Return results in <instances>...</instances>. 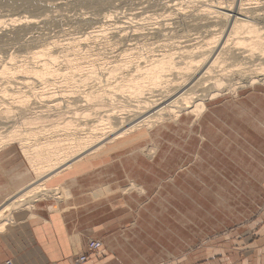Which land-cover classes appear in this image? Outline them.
<instances>
[{"label":"bare ground","instance_id":"bare-ground-1","mask_svg":"<svg viewBox=\"0 0 264 264\" xmlns=\"http://www.w3.org/2000/svg\"><path fill=\"white\" fill-rule=\"evenodd\" d=\"M81 1L95 3L108 11L102 16L92 13L78 18L76 23L86 30H81L80 36L62 46L52 40L53 36L43 37L33 33L39 31L40 24L55 22L62 26L63 23L49 13L14 16L11 19L13 28L0 32V51L4 48L15 51L8 53L10 62L0 60V79H6L5 83L0 82V150L19 144L27 164L21 173L19 188L8 195L0 206L1 230L12 218L13 211L23 207L31 209L38 200L49 195L63 199L60 186L50 189L46 183L81 159L95 156L130 135H150L156 127V130H162L168 124L176 123L182 114L199 117L206 111L207 99L223 90L236 92L238 87L252 82L264 84V59H261L264 58V50H257L259 46L264 47V26L258 25L261 20L264 21V11H260L264 10L262 1L256 0L252 7H239L235 15L213 9L215 5L208 6L207 12L218 15L216 17L222 19L225 28L214 26L205 29L209 37L201 40L198 38L202 35L192 37L198 32L190 34L189 30L180 28L188 32L184 36L189 43L180 46L179 51L171 46L166 40L168 38L162 39L170 36L164 28L153 32L156 34L150 38L135 39L133 42L124 32V24L111 23L119 10L112 0ZM161 1L138 0V4L144 5L143 8L149 3L166 9L177 7L171 2L163 4L164 1ZM44 3L43 0H0V9L3 7L15 14L20 10L38 11L44 5L47 8L62 5V1ZM128 18L132 20L134 17ZM111 25L118 28L113 33L117 35H108ZM29 33L32 35L27 38ZM154 35L160 40L147 42ZM40 38L46 43L38 44ZM99 38L104 39L101 44L99 41L97 46L89 44ZM156 43L162 49L155 48V45L150 48ZM106 44L110 45V48L107 47L110 51L101 52V45ZM230 44L234 45L233 48ZM30 47L37 48L28 53L33 62L26 61L27 57L19 64L13 62L19 56L16 52ZM235 49L240 50L236 52ZM245 51L252 54H244ZM254 51L259 53L258 56L254 55ZM243 59L250 62L261 60L252 67L242 66L247 62ZM18 74L40 81V85L30 86L33 79L30 81L25 77H18L25 86L13 85L9 77L12 76V79ZM29 89L34 90L30 92ZM31 95L37 96V101L33 102L35 98ZM75 106L81 107V110ZM64 108L71 115L65 114ZM51 111L57 112L52 115ZM137 189L139 192L143 190L142 186Z\"/></svg>","mask_w":264,"mask_h":264},{"label":"crops","instance_id":"crops-1","mask_svg":"<svg viewBox=\"0 0 264 264\" xmlns=\"http://www.w3.org/2000/svg\"><path fill=\"white\" fill-rule=\"evenodd\" d=\"M182 116L165 130L130 135L48 180L64 198L49 195L12 212L0 228V264H264L263 223L242 229L256 236L239 241L243 255L232 240H209L231 223L229 211L224 207L221 217L213 204L228 201L230 193L219 198L213 187L233 182L228 168L234 166L226 159L234 144L246 148L240 155H253L245 157L248 170L236 163L235 198L264 196V92L213 103L195 124L189 114ZM154 145V152L147 150ZM11 146L0 150V206L19 188L27 165ZM132 182L145 190L130 189ZM247 182L251 194L242 191ZM201 237L208 241L195 249L196 258L182 257ZM98 239L102 253L81 262L89 241Z\"/></svg>","mask_w":264,"mask_h":264},{"label":"rangeland","instance_id":"rangeland-1","mask_svg":"<svg viewBox=\"0 0 264 264\" xmlns=\"http://www.w3.org/2000/svg\"><path fill=\"white\" fill-rule=\"evenodd\" d=\"M61 1H62V5L59 8H47L48 6L44 5L43 8L38 10V11L37 10H20L19 12L18 11L14 12L15 14H12L11 11H9V10H7V9L2 7L0 9V11H2V16L0 17V21H1L0 22V32L3 33V31H5V30L13 28L14 24L12 23L11 19H13L14 16L17 18L18 16L32 15L33 13L37 14V15L49 13L52 16L56 17V19L60 20L63 23L62 26H58V25L54 24L55 22H49V23H47V25L40 24V26L41 25L42 26L41 27L39 26V28H40L39 31H35L33 33L35 35H38V36L42 35L43 37H47V35L49 37L53 36L54 38H52V40L55 39L57 41V43L60 46H62L68 40H70L72 38H77V36L81 35L80 33L83 30L84 31L86 30V29H81L79 24L76 23L77 22L76 20L78 18L83 17V16H89L92 13H98V14H101V16H102V14H104L105 11H108V9L104 10V9H102L100 6H98L95 3L85 4L81 0H45V3H44V0H43V3L47 5V4H50V3L61 2ZM259 1H262L261 2L262 3L261 7H263L264 6V0H259ZM161 2H163V4L166 3V2H168V3L171 2L172 4H174L177 7H173L172 9H166V8H161L160 5H157L156 3H149V4L145 5L146 6L145 8H143L144 5L138 4V0H112V3L114 5L119 6V10H118V13L115 16L112 17L111 23L114 24V23L118 22L117 24H119V23L124 24L126 29L128 28L127 30L125 29L124 32L128 34V37L133 42H135L137 39H142L143 40L144 38H150V36H152V34H156V33H153V32H155L157 30H161L162 28H164V30H165L164 32L170 33V36H164V37H162V39L168 38L166 40L168 42H170L171 46H173L175 48V50L179 51L181 49L180 46L189 43V42L185 41V39H187V37L184 36L188 32L187 31H183V29L189 30L190 34L198 32V33L194 34L192 37L194 38L195 35H202L201 37L198 38V39L201 40V39L206 38V37L208 39V37H209L208 34L209 33L206 32V30H209L212 27L214 28V26H216L215 28H218V29H220V27H221V29L225 28V25H222V19L216 17L218 15L215 16V13H211L210 14L209 12H207L206 9L208 8V6L210 7V5H215L216 8H213V6H211V8L219 9V11H221V12L226 11L230 15H235V13H237L239 11V7H241V6L248 7L249 5L252 7V6H255V4H256V0H203V1L202 0H162ZM212 3H214V4H212ZM220 7H222V8H220ZM101 9H102V11H101ZM111 10H114V8H111ZM131 11H135V12L132 13ZM136 11H138V12H136ZM177 11H180V12H177ZM260 11L263 12L264 10H260ZM167 12L168 13L171 12V13L168 14ZM208 13H209V15H208ZM129 16H130V18H133V17L134 18L132 20L131 19L128 20ZM181 16L183 18L185 17L184 18L185 20H183V18ZM195 17H199V18H195ZM203 18H205V19H203ZM201 20L204 21V22H202ZM179 21H180V23H179ZM262 21L263 20H261L258 23V25L264 26V21H263V23H262ZM209 24H210V26L206 27ZM166 25H168V26H166ZM158 26H160V27H158ZM145 27H146V29H145ZM109 28H110L108 30V32H109L108 35L109 36L110 35H117V34H113V33L117 32L118 28H115L113 25H111ZM180 28H183V29H180ZM262 30H264V28H262ZM121 32L124 33L123 31H121ZM131 32H132V34H131ZM148 33L150 35H148ZM31 35L32 34L29 33V36L27 34L26 37L29 38ZM47 40L50 41V39H47ZM96 40L97 39H95V40L93 39L89 44L90 45H92V44L94 45L95 44L97 46L98 41H99V44H101V42H103L104 39L103 38L102 39L99 38L97 40V42H96ZM153 40L157 41V40H160V39H159V37H157V35H156V38H155V35H154L153 38L150 39V40H147V42H151ZM92 42H94V43H92ZM37 43L38 44H43V43H46V40H44V39L42 40V38H40V40ZM157 43L159 44V42H157ZM157 43L156 44H152L150 46V48L152 46L154 47V45H155V48L158 49V47H159V49H160L161 48L160 46H156V45H158ZM192 43H194V42H192ZM99 46L100 45H98V47ZM233 46L231 45L230 47L233 48ZM107 47L110 48V45L109 46L107 44L103 45V46L101 45L100 49L102 51L100 49L99 50L101 52H104V50H107L106 52H108L110 50ZM166 48L168 49V48H170V46L169 47L166 46ZM5 49L6 48L1 49V51H0V60L1 61H5V62H8V61L10 62V60H9L10 58H8V56H10L9 54L11 52H15V51H14V49H12L11 51H8V49H6V50ZM33 49H37V48L36 47H30V48H27L26 50H24V49H20V51L18 50L19 52H16V54L17 55L19 54V56L13 62H15L16 64H19L23 60L25 61L26 59H27L26 61L30 60V61L33 62V60H31L28 57L30 55V54H28L29 51L30 50L33 51ZM244 49H246V48H243V50ZM239 50L235 49L236 52H238ZM257 50H259V51L262 50L263 51L264 47L259 46L257 48ZM250 52L251 51H248V52L245 51L244 54H252ZM254 52H256V53H254V55L258 56L259 53H257V51H254ZM257 56H255V57H257ZM61 58H63V57H61ZM259 58H261L260 55H259ZM261 59H264V58L262 57ZM261 59L255 60L254 62H250L249 60H244L243 59L242 60L243 62L244 61H247V62L243 63L242 66L245 65V66H252L253 67ZM60 60H63V59H60ZM15 76L16 77H13L12 79H11L12 76L9 77L10 81L13 80V81H11V82H13V85H17V86L18 85H22V86L26 85L24 83L22 84L21 82H19V79L21 77H25L24 75L22 76V74H21V77H20L19 74L15 75ZM18 77H19V79H18ZM4 79L2 77L0 79V82L5 83L4 81H6V79L5 80ZM26 79H29V80L31 79L30 81H32L33 78H26ZM32 82L33 83L30 86L34 87L35 85H40V81H37L35 79H33ZM249 84L242 85V86L238 87V90L236 92H233L231 90H226L225 92H223L224 91L223 90L222 92H220V93H218L216 95H213L212 98L207 99V101L205 102L206 111L204 112V114L209 111V107H211V104H213V103L226 101V99L238 100V99H240V97L246 96V95L250 94L251 92H253L255 90L256 91H260V92H264V84H262V82H252V83H249ZM26 89H28V88H26ZM29 90H30V92H33L34 89H29ZM31 96H34V95H31ZM120 96H121V94H120ZM120 96L118 98L119 99L122 98V100H123V97H122L123 95L121 96V98H120ZM36 97L37 96H34L35 99H36ZM64 97H66V96H64ZM31 99H32V97H31ZM35 99L33 100V102L37 101V99L36 100ZM2 100L5 101L6 99H2ZM57 100H64V99L63 98H58ZM79 104H80V102H79ZM131 104H133V101H132ZM75 107H77L76 109L81 110L80 109L81 107H78V106H75ZM73 110H75V108ZM66 111L67 110L64 108L63 112L65 114H67ZM51 112H52V115H53L57 111H51ZM67 115H71V113H68ZM184 115H186V114H184ZM189 116H191V115H189ZM185 118H187V117H185ZM188 118L193 120V122H194L193 124H195L196 121L199 119V117L195 118V117H192V116L188 117ZM172 123L168 124V126L164 127L162 130H165L166 128L170 127L172 125ZM156 128H154L153 130H156ZM255 143L256 142L254 141V142H252L250 144L252 145V144H255ZM12 145L16 146L19 149V151L21 152L19 144H12ZM155 148H156V146L155 147L152 146L150 148H147V150L153 152ZM233 148L235 149V152L233 154L228 153L227 159H226V163L232 164L234 166L233 169L228 168V177L233 182H230L228 186H222L223 188H221V186H217L220 189H218L216 187V185H214V187H213V193H215V194L218 193L219 194V198H221L220 196H224L225 197L226 195H228L230 193L229 196L231 197V199H229L228 201L220 199L219 201L215 200L213 202V204H214V207H215V211L217 213H219L221 217L223 215V210H224L223 208L224 207L229 211V215L231 216V221H230L231 223H230V225H226V226H224L222 228L217 229V232H215L214 235H211L209 240H211V241L228 240L227 242H230V240H232L233 241V247H235V248L237 247L236 251H240V255H243V252H244L243 250L244 249L238 247L239 241H241V240H243L245 238L253 239V238H256V236H255L254 231L251 230L252 233L248 234L246 231L244 232L242 229H245V225L251 227L252 225H254L256 223H258V225H259V223L260 224L261 223L264 224V196L261 199H259V200H255L254 198H248V196H246V199H244V200L243 199L239 200V199L235 198V196L237 197V194H238L237 185L235 183V177L238 175L237 174V171H238L237 164L238 165H246L245 169L248 170V168L250 167L251 163L247 162L245 157L248 156L249 158H252L253 155L248 154V153H242V155H240L238 152H242L243 150H246V148H244V146H240L238 144H234ZM21 155L24 157L22 152H21ZM262 184L264 185V182H262ZM245 185H246V188H243L242 191L246 192L247 194H248V192H250V194H251L252 189H253V187H252L253 184L247 182ZM47 186H48V184H47ZM130 186H131L130 189H134L135 188L136 190H138L137 187L139 185L136 184V182H132ZM140 186H142V185H140ZM227 188H228V190L226 191ZM142 189L143 190H141L140 193L145 190L143 186H142ZM203 203H201V204H203ZM246 209L249 212V213H247V216H244V217L241 216L240 213L241 212L243 213L244 210H246ZM217 213H216V216L218 215ZM252 229H255V227H252ZM207 241H208L207 237H206V239L202 238L200 243H196V244L190 245V247L188 246L187 249L185 250L184 254L182 255V257H186V258L188 257L190 260H192L193 258H196L195 257V253H194L195 249L197 247H201V245L203 243H207ZM245 250H247V251L249 250L250 251V249H248V248L245 249ZM221 251L222 250H220V252ZM176 258H177L176 256L172 257L171 261L174 260V259L176 260ZM191 262H193V261H191Z\"/></svg>","mask_w":264,"mask_h":264},{"label":"built area","instance_id":"built-area-1","mask_svg":"<svg viewBox=\"0 0 264 264\" xmlns=\"http://www.w3.org/2000/svg\"><path fill=\"white\" fill-rule=\"evenodd\" d=\"M103 246H104L103 241H101L99 239L98 240H90L89 243H88V251H87V253H84L80 257L81 262L86 261L88 259V257H89L88 255L90 253L95 254V255L101 254ZM6 264H13V261L12 260L7 261Z\"/></svg>","mask_w":264,"mask_h":264}]
</instances>
